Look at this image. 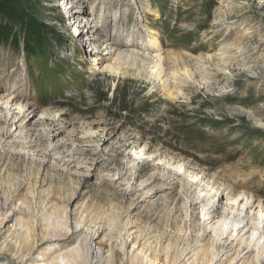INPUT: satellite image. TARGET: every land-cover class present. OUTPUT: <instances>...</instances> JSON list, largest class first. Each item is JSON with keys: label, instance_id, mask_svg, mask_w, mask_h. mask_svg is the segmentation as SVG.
I'll list each match as a JSON object with an SVG mask.
<instances>
[{"label": "rangeland", "instance_id": "obj_1", "mask_svg": "<svg viewBox=\"0 0 264 264\" xmlns=\"http://www.w3.org/2000/svg\"><path fill=\"white\" fill-rule=\"evenodd\" d=\"M91 1L98 8L102 0ZM108 1L111 19L117 8L125 18L120 27L104 18L103 29L116 36L125 28L124 40L149 44V32L128 22L131 2ZM148 4L160 16L150 15L148 24L158 23L149 27L162 33V54H177L180 67L205 85L220 76L225 89L177 84L168 60L172 95L136 74L93 75L64 1L0 0V97L16 99L10 107L18 117L0 119V222H29L45 239L33 253L39 261L48 248L70 249L100 225L113 236L101 246L105 257L112 243L121 251L124 233L112 220L123 223L129 212L152 241L181 229L196 236L205 225L201 193L217 192L230 205L244 188L254 197L253 215L264 206V0ZM228 45L256 50L254 76L237 71L236 62L226 65L242 59ZM11 261L0 256L3 264Z\"/></svg>", "mask_w": 264, "mask_h": 264}, {"label": "bare ground", "instance_id": "obj_2", "mask_svg": "<svg viewBox=\"0 0 264 264\" xmlns=\"http://www.w3.org/2000/svg\"><path fill=\"white\" fill-rule=\"evenodd\" d=\"M62 1L66 4L64 9L68 10L69 21L79 30V47L83 48V44L88 47V50H84V55L90 61V71L93 75L108 73L110 76L117 78L127 74H136L138 77L157 82L167 94L172 95L169 88V77L167 72L164 71V61L168 60L173 61L177 68L169 75H172L177 84L185 83L191 88L198 89L213 86H222L220 89H225V84L221 85L220 76L215 81H213L215 78L213 77L211 79L212 83L206 82L205 85L201 81L195 80L196 74L192 69L190 70L186 65L180 67V57L177 54L168 53L166 56L162 54V33L158 29L150 28L151 26H157L158 23L155 21L153 24H148L149 16L155 15L157 12H153L154 9L148 4V0H129L131 10L128 9L132 14L128 18V22L133 21V29L146 31L150 34L149 44L144 47L141 46L142 44L139 47V45H135L129 40H124L122 37L125 28L116 29L117 35L114 36V33L108 34L107 30H104L101 25V20L105 18L104 22L107 24L114 22L116 26L120 24L118 26L120 27L121 21L123 22L125 18L124 11L126 10H121L118 13L117 8L112 20L108 0H102L99 9L97 4L92 3L91 0ZM88 10H91V13ZM155 16L157 19L160 17L157 14ZM93 17L96 18L92 19ZM224 18V23L229 24V15L225 14ZM129 27L127 26L126 29ZM227 49L228 53H234V56L240 54L242 59H239V61L225 60L226 65L236 62L237 71H246L252 76L256 74L258 66L253 60L256 50L248 52L247 49L237 47V45H228ZM203 59L206 60L207 57ZM210 89L213 90V88ZM214 90H217V88L214 87ZM1 100L2 97H0V119H5L6 122L13 119L16 122L18 117L10 107V104L15 103L16 99L12 100L11 103L6 98ZM5 111L7 114H5ZM18 116H24L23 120L19 121V127L25 131L27 129L25 124L27 117L22 113ZM254 120L256 119L254 118ZM2 167L0 170L1 177L5 172L4 165ZM202 196L201 193L197 200L203 205L201 206L203 210L202 218L205 225L201 224V230L196 236L187 234L181 229L177 236L163 233L158 239L152 241L147 235V231L133 220L134 216L129 212L123 223L112 220V226L110 225L115 228H118L119 225L121 232L124 233L122 235L124 240L121 238L123 240L121 242H124L121 251L118 249L120 247L117 246L118 251L116 252L112 243L110 244V256L105 257L101 246L106 243V240H108L107 243L113 241V236L109 233L108 228L110 227L100 225L94 232L90 228L92 233L85 231L84 238L70 249L66 248L67 250L64 249L63 251L61 248H48L47 254L45 253L40 258L42 260L39 261V257L36 256L35 258L33 253L39 242L45 241V239H41L33 233L29 222L16 220L14 223L13 219L8 217L0 222V256H11L13 261L10 264H113V262L115 264H137L140 260L146 257L148 259L153 255L155 260L152 261L154 258H151L149 259L151 261L147 264H155V262L158 264H264V206L259 203L257 206L259 211L257 215H253L255 200L244 188L235 197L229 198V201L232 202L230 205L223 204V197L221 198L217 192L214 198L209 196L203 198ZM189 203L188 201L185 203L186 209ZM11 223L14 224L11 225ZM21 229L23 230L21 231ZM87 230L89 231V229ZM208 234L211 236L204 243L203 241ZM153 239H155V236ZM130 247H132V250L129 251ZM244 251H246V254L243 255ZM0 264L3 263L0 262Z\"/></svg>", "mask_w": 264, "mask_h": 264}]
</instances>
